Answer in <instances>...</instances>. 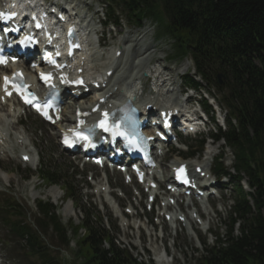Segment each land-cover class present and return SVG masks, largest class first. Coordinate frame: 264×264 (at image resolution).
Here are the masks:
<instances>
[{
	"label": "trees",
	"instance_id": "16d2710c",
	"mask_svg": "<svg viewBox=\"0 0 264 264\" xmlns=\"http://www.w3.org/2000/svg\"><path fill=\"white\" fill-rule=\"evenodd\" d=\"M109 1L137 23L156 21L161 33L171 37L175 57L191 56L198 75L206 81L213 79L229 112L227 130L220 129L215 137H222L233 149L237 171L246 173L254 189V207L247 199L238 203L227 240L219 239L208 250L204 264H264V0ZM219 72L225 79L222 85L216 78ZM189 84L197 85L192 78ZM218 171L224 169L220 166ZM40 174L49 183L63 182L66 196L76 204L70 182L50 168ZM37 207V230L19 218L20 212L0 209L1 220L18 243L13 251L32 264H67L59 257L61 249L69 248L67 229L51 203L39 202ZM237 219L243 221L239 236L233 234ZM80 229L85 230L83 235ZM72 233L81 264H145L120 248L86 210ZM48 235L54 243H48Z\"/></svg>",
	"mask_w": 264,
	"mask_h": 264
},
{
	"label": "rangeland",
	"instance_id": "374dc122",
	"mask_svg": "<svg viewBox=\"0 0 264 264\" xmlns=\"http://www.w3.org/2000/svg\"><path fill=\"white\" fill-rule=\"evenodd\" d=\"M102 1L103 0H93L90 1V3H101ZM78 5H80V2ZM81 6H84V3H82ZM90 16L88 19H90ZM146 24L149 28L148 34L143 33L139 35L144 40V43L142 42V47L140 46L139 50L140 48L145 49V47L151 43L150 52H153L152 55L154 54L156 58L149 67L158 71H161L162 68H166L174 75L177 83L180 85V74L185 72L186 67H188V70H192V63L189 61H184L180 64L179 62L171 61L170 42L168 40L159 41L155 35L157 28L149 21L146 22ZM92 26L95 30L99 29V24L96 18L92 20ZM125 30L122 32L121 37H116L114 32L112 34H108L105 37L106 47L101 48L99 53L92 57V62L88 64L89 68L87 71L89 74L97 75L103 74L105 72L106 68H108L109 64L111 63L114 45L118 43V45L120 44V46H122L120 41H122V38L126 36ZM98 36H100V34H98ZM137 37L138 36H132V38ZM118 45L115 48H117ZM150 52L149 54H151ZM131 61L132 59L126 56L123 60L122 67L125 64L128 66ZM131 73L134 76L137 73V70H133ZM144 73L150 75L146 69L143 70L140 75L143 76ZM204 88L209 89L208 85H202V89ZM147 89L148 91L150 90L149 88ZM198 93H200V91H198ZM172 95L175 94L173 93ZM172 95L170 94L169 97ZM195 95L199 96V94ZM218 99L219 101H222L221 96H218ZM10 108L8 106L0 105V116L8 117ZM67 113L71 114L69 110H67ZM14 121L15 120L13 119L12 122H10L6 127L8 132L12 133L9 143H7L8 148L10 149V155L7 157L3 155L5 153H0V188L7 189L9 194L13 196L16 201L21 203L23 211H25L27 214L28 221L33 222L35 219L34 216L37 213L35 201L38 199H44L53 203V199L48 196V192L50 190L56 189V191H58V193L62 196L61 199L58 200L59 202L57 206L59 208L58 212L63 224L66 226L69 225L70 222H72L74 225L78 224L80 219L83 218V212L82 210L75 208L72 201L65 200L64 193L60 187L49 186L48 184L39 181L36 172H34L35 170L32 169V165L30 166L21 161L20 154L23 151L31 153L33 157L37 155L38 159L39 156H42L45 163L51 164V167L60 172L62 176L68 177L71 185L75 188V191H77L76 197L78 198L79 195H82V201L79 202V206L83 209L90 210L93 213H95V208H98L100 213L105 216L104 224L106 227H108L110 223V221L108 223L106 215L112 212L113 217L116 219L117 212H115L113 207H111L113 204L112 200L106 198L107 201H104V198L100 194L95 195V189H92L90 186L89 179H91L92 176L96 177V183L98 184L97 187L106 191V180L117 187L115 193L117 201L121 204H124L126 208L132 205L136 209L130 210V214H127L126 209H121V212L127 216V220L123 218L116 219L119 220L117 225L119 224L120 226L119 239L120 241L124 242V245L127 248H130L131 252L137 256L139 260L146 262L149 260L150 254L153 253L155 255L165 248L173 258L172 264H203V262H201V255L203 252L199 251L200 253H196L197 249H199V244L197 243L195 236H193L189 228H184V225L180 224L178 226L179 228H177L178 231L176 230V232L172 229V227H167L165 223L162 226L159 225L157 211L154 210L156 212L155 215L146 209V206L148 205V196L146 194L142 193L141 191V195H139L138 191L134 187L126 185L124 180L121 179L116 173L106 172L105 174L103 171H99L95 167L88 166L82 168L81 163L77 165L76 160H74L73 157L67 156L61 151L59 147V140L57 137H55V131H57L56 128L46 125L35 116H23L21 120L22 125H15ZM18 137L21 139H18ZM22 138H24L28 144L26 149L21 147L23 144ZM191 139L192 138H186L184 142ZM207 144H210V141H207ZM222 146V143L215 144L213 147H211V150H213V153H217L221 150ZM206 148L207 147H204L203 153L199 159L203 158ZM225 152L226 161L233 163V157L231 156L230 150H226ZM210 159L211 158L209 157L207 162L208 164L206 163L208 166L211 162ZM178 161H181L180 157L171 156L161 162V167L165 168L166 166H170L173 162ZM199 162H201V160H199ZM28 170L33 171V176L26 180L25 175ZM92 183H94L93 179L91 180V184ZM97 190L98 189H96V191ZM122 192H125L127 195H122ZM229 194L230 192L226 191L225 194H222L223 198L221 201L215 200L214 203L211 201L206 203V206H208L207 212H210V215H207L205 220L207 222L211 221L212 225L210 226H212V230L218 233H225L224 230H220V228H222L223 225L222 220H227L225 219L227 217H225L226 215L222 214V219H219V217H217V212L223 213L227 210L228 200H225V198L228 199ZM67 213L69 214L67 215ZM136 213L140 219L135 217ZM151 220L153 222L152 226L149 223ZM94 221L96 222V220ZM237 226L235 232H238ZM196 229L198 230L199 234L202 236L204 235V230L201 228V226L197 225ZM206 241L207 243H212L215 240L213 237H207ZM48 242L54 243L53 241H50V239H48ZM73 243L75 242L73 241ZM14 244L15 243L12 241L11 237H9L7 231L4 230V226L0 224V260H2L3 264H26L15 259V254H12L11 247H7V245L10 246ZM71 246L73 248L72 250L62 251L65 261L67 264H80L79 258L73 254L75 244H72Z\"/></svg>",
	"mask_w": 264,
	"mask_h": 264
},
{
	"label": "bare ground",
	"instance_id": "6f19581e",
	"mask_svg": "<svg viewBox=\"0 0 264 264\" xmlns=\"http://www.w3.org/2000/svg\"><path fill=\"white\" fill-rule=\"evenodd\" d=\"M126 40H128L129 42L132 43L131 46H132L133 53L134 54H136V53L138 54V55H136V61H134L131 64L130 68L131 67L136 68L137 66L143 68L144 67L143 65L149 64L153 59L156 58L155 56L152 55V53L149 54V52L151 50H150V47H148V46L145 49H140L139 50V47L143 44L142 42H144L143 38L132 39L130 37H126ZM123 49H125L123 52L126 54V48L124 47ZM127 53H128V51H127ZM117 62L119 63V60ZM159 75H157V77H159ZM123 77H125V74L123 75ZM113 78L114 77H112V79ZM114 85H116V84H114ZM114 85L111 86V89H108L105 92H103L105 94L110 93V95H109L110 99L115 98L120 93V88H117L116 90H114ZM161 86H164V83H162ZM153 101H155V100H153ZM97 102H95V104ZM77 105H78L77 103H72L71 106L69 107V108H72L73 109V111H72L73 115L76 114V107H77ZM103 106H105V103L103 104ZM70 117L71 116H69V115L66 114L64 121H69L70 120ZM17 122L20 123V120L18 119ZM0 151H2L3 153H5L6 155L8 154V151L5 148H0ZM165 172L167 173V177H169L170 170L168 169V167L166 168ZM165 177H166V175H165ZM53 189H55V188H53ZM56 190H50L48 192V196L51 197L53 199V201L58 202V200L61 198V195ZM68 214L69 213H67V215ZM158 261H161L163 264H167L168 263L165 260H163V258H159Z\"/></svg>",
	"mask_w": 264,
	"mask_h": 264
},
{
	"label": "snow or ice",
	"instance_id": "6c2138e0",
	"mask_svg": "<svg viewBox=\"0 0 264 264\" xmlns=\"http://www.w3.org/2000/svg\"><path fill=\"white\" fill-rule=\"evenodd\" d=\"M5 18H7V17H5ZM48 78H49V77H47V76L44 77V79H46V80H47ZM5 79H6V81H7V78H5ZM66 82H69V83H70V81H66ZM26 102L31 103V100H27ZM45 115H47V112H45ZM105 115H107V114H105ZM101 126L104 127V123H103V122L101 123ZM106 130H108V129L106 128ZM66 142H67V141H66ZM181 171H182V170H181Z\"/></svg>",
	"mask_w": 264,
	"mask_h": 264
}]
</instances>
